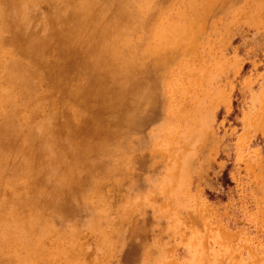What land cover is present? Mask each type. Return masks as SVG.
Returning <instances> with one entry per match:
<instances>
[{"label": "rangeland", "instance_id": "1", "mask_svg": "<svg viewBox=\"0 0 264 264\" xmlns=\"http://www.w3.org/2000/svg\"><path fill=\"white\" fill-rule=\"evenodd\" d=\"M0 264H264V0H0Z\"/></svg>", "mask_w": 264, "mask_h": 264}, {"label": "bare ground", "instance_id": "2", "mask_svg": "<svg viewBox=\"0 0 264 264\" xmlns=\"http://www.w3.org/2000/svg\"><path fill=\"white\" fill-rule=\"evenodd\" d=\"M24 42H25V41H24ZM14 76H15V75H14V74H12V79L14 78Z\"/></svg>", "mask_w": 264, "mask_h": 264}]
</instances>
